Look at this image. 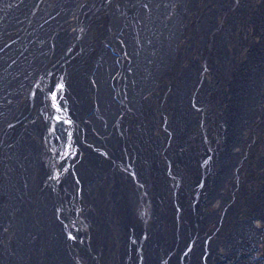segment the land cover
Instances as JSON below:
<instances>
[{
  "label": "bare ground",
  "instance_id": "6f19581e",
  "mask_svg": "<svg viewBox=\"0 0 264 264\" xmlns=\"http://www.w3.org/2000/svg\"><path fill=\"white\" fill-rule=\"evenodd\" d=\"M0 264H264V0H0Z\"/></svg>",
  "mask_w": 264,
  "mask_h": 264
},
{
  "label": "rangeland",
  "instance_id": "374dc122",
  "mask_svg": "<svg viewBox=\"0 0 264 264\" xmlns=\"http://www.w3.org/2000/svg\"><path fill=\"white\" fill-rule=\"evenodd\" d=\"M226 21H227V19H225ZM223 23V22H222ZM224 23H226V22H224ZM51 78V77H50ZM49 78V79H50ZM47 83L49 84V93L47 94V98L49 99V104L47 103V107L48 108H50V109H58L59 108V111L61 110V108H60V104L58 105H55L56 103H57V100H58V98H59V94H58V88H59V82H57L56 80H54V79H51V81H49L48 82V80H47ZM62 88V87H61ZM58 95L57 97L55 96V95ZM37 96H39V94L37 95ZM36 96V97H37ZM46 101H47V99H45ZM212 102H214L213 100H211V103ZM46 106V105H45ZM193 112V109H192V107H191V109H188L186 112H187V114H188V118H187V121L188 120H191V118H192V112ZM215 111H217V109L215 110ZM184 119V118H183ZM210 120V119H209ZM212 123H213V126H218V123L217 124H214V122L212 121ZM183 124V123H182ZM190 126V125H189ZM183 127V126H182ZM188 127V126H187ZM209 129H207L206 131H208ZM219 140L222 142V139L221 138H219ZM190 156V155H189ZM183 158H184V156H182ZM207 209V208H206ZM119 231L122 233V232H124V230H123V228H122V230H121V228H119ZM131 235L132 234H129L128 233V235H126V239H130L131 238ZM121 236V235H120ZM122 238H125V237H123V236H121ZM187 238H188V235H187ZM132 243H134L133 241L131 242V244ZM186 244H187V242L186 241H184V243H182V248L184 247V246H186ZM178 254V253H177ZM174 256L176 255V253L175 254H173ZM180 256V255H179Z\"/></svg>",
  "mask_w": 264,
  "mask_h": 264
}]
</instances>
